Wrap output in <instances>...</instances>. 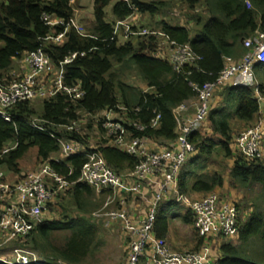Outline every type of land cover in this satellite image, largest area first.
<instances>
[{"label": "trees", "instance_id": "trees-1", "mask_svg": "<svg viewBox=\"0 0 264 264\" xmlns=\"http://www.w3.org/2000/svg\"><path fill=\"white\" fill-rule=\"evenodd\" d=\"M71 1L0 2V43L3 44L0 45V81L13 79L17 74L14 70L15 60L41 46L56 66L74 52L85 53H80L73 62L65 66L67 83H79L85 90L82 99L71 101L59 94L41 102L43 111L40 115H37L32 104L21 102L10 110L12 122L0 117V153L10 143L17 144L3 155L0 168L17 175L22 173L21 160L29 150L36 148L39 163L50 161L64 175L72 170L68 178L77 181L86 161L85 155L70 156L62 164L56 163L52 158L60 151V139L71 138L82 142L80 135L70 131L59 132L55 125L79 119L83 112L95 114L107 108L124 105L131 109L126 125L133 133L149 136L160 142L174 140L177 136L174 109L183 102L195 99L197 94L192 84L203 85L214 81L223 70L227 58L241 59L244 56L245 39L253 36L257 30H264V0H187L191 9L198 3L204 7L203 13L197 10L188 19L196 26L194 33L189 22V25L172 24L165 20L157 23L160 31L179 43H190L194 51L202 57L197 66H186L184 72L177 73L170 62L154 55L159 48L156 36L140 37L136 43L133 40L124 44L110 41L117 20H126L135 12L155 16L167 5L165 1L93 0L95 19L89 31L80 34L73 29L66 42L61 45L46 40V37L55 31H61V28H52L46 24L44 15L49 14L68 21L75 15ZM113 1L116 2L111 12L112 19L108 20L106 8ZM133 67L139 72L148 89L132 87L122 80L127 70ZM255 67L260 75L262 73L264 81V63L256 64ZM261 88L264 89V82H261ZM223 92L226 106H214L210 111V131L200 129L190 136L197 149L199 161L196 162L199 163V168L197 172L188 170L191 158L185 164L178 178V186L183 194L205 195L223 187L226 175L218 171L212 173L207 167L208 159L217 148L225 158L232 160L229 174L230 184L234 188L248 191L255 184L264 186V157L248 158L234 147L237 134L234 132V121L253 123L258 116L259 105L254 90L249 86H227ZM133 108H139V111L135 112ZM155 112L161 115L158 127H150L143 132L136 130L134 122L149 124ZM37 118L50 122L46 125L54 131L57 138L34 127L32 120ZM100 149L109 166L120 174L133 171L138 164L136 157L117 147L102 146ZM96 192L85 183H75L52 205H60L69 197L79 217L70 216L67 207L62 206L65 208L63 221L42 222L24 242L18 244L36 252V249L47 252L50 248L51 254H47L44 259L48 264H59L60 261L64 264H84L98 248L97 226L86 215L98 209L107 197L105 191L101 194L103 199L97 203L94 201L98 194ZM176 203L165 200L159 206L155 220V233L158 237L165 238L168 235V211ZM240 205L242 204L238 203V209ZM246 205L252 213L245 221L244 218L241 221L239 218V234L221 246L219 264H264V196L262 199L254 198ZM183 220L194 223L190 210ZM58 230L70 231L71 236L64 245L54 247L49 240L52 232Z\"/></svg>", "mask_w": 264, "mask_h": 264}, {"label": "built area", "instance_id": "built-area-1", "mask_svg": "<svg viewBox=\"0 0 264 264\" xmlns=\"http://www.w3.org/2000/svg\"><path fill=\"white\" fill-rule=\"evenodd\" d=\"M247 3L251 6L250 2ZM130 17L115 22L111 42L124 44L136 36H156L159 48L154 55L170 62L177 73L184 72L186 66H197L202 59L190 43H179L160 30L137 29L129 21ZM43 18L52 28H61V31H55L45 38L57 45L65 43L73 29L84 34L74 17L66 21L45 14ZM244 47V56L238 60L227 58L223 70L214 81L203 85L192 84L197 94L195 99L183 102L174 109L177 122L174 140L160 142L133 133L126 125L131 109L119 105L95 114L82 113L79 119L55 125L59 132H74L82 138V142L71 138L60 139V151L52 158L62 164L70 156L85 155L86 161L77 181L68 178L72 170L64 175L50 161L28 170L16 181L11 180V172L0 168V248L15 245L11 256H0V263L48 264L36 251L18 243L24 242L39 224L46 221L45 215L50 204L56 202L75 183L82 182L94 188L98 194L108 190L111 194L106 206L118 199L116 209H103L94 213V217L101 219L107 226L120 225L126 242V260L122 264H219V259L207 260L209 254L204 250L173 249L165 238L156 235L155 220L159 206L163 201L171 200L192 212L194 226L200 236L213 235L230 240L238 236L240 226L236 200L222 198L215 191L200 198L183 194L178 186V178L187 161L197 153L190 136L204 127L210 111L216 105V92L220 93L227 86H249L254 90L259 105L258 119L235 136L234 147L248 158L264 157V89L255 77L256 64L264 63V30H257L253 36L245 39ZM80 53L85 55L84 52H74L57 66L42 46L24 53L19 59L22 69L20 74L11 80L0 81V117L12 122L10 110L21 102H42L59 94L71 101L82 99L85 90L79 83H67L65 67ZM133 111L137 112L139 108H133ZM160 121L161 115L155 112L149 124L134 122V127L143 132L147 128L158 127ZM46 123L50 122L39 118L32 120L34 127L57 138ZM93 130L101 133L100 140L90 136ZM16 145L10 143L0 153V160ZM102 146H114L136 157V168L127 174L116 172L105 159L100 149ZM143 187L152 193L151 208L147 212L135 209L137 197L145 198ZM59 264L64 263L60 261Z\"/></svg>", "mask_w": 264, "mask_h": 264}, {"label": "rangeland", "instance_id": "rangeland-1", "mask_svg": "<svg viewBox=\"0 0 264 264\" xmlns=\"http://www.w3.org/2000/svg\"><path fill=\"white\" fill-rule=\"evenodd\" d=\"M2 0H0L1 2ZM151 1V0H147ZM165 1L167 5L160 10L155 16H150L149 14H144V13H139L137 12L134 16L130 17L129 21L131 24L134 25L135 28L137 29H152V30H159V27L157 23H159L162 20H165L167 22H170L172 24H181V25H189L191 24V21H189V17L191 14H196V11L199 10L200 12H204V7L200 3H196L194 6V9H191L190 3L187 0H161ZM72 5H74V10H75V15L74 19L76 20L77 24L83 30V32H86L87 30L92 27L95 15H94V1L93 0H79L71 1ZM116 1L111 2V4L106 8V11L108 13L107 19H112V8L114 6ZM189 5H188V3ZM203 10V11H202ZM208 16V15H207ZM189 22V23H188ZM193 22V21H192ZM192 26V32L194 33L195 31V24L193 23ZM140 39L139 37H134L132 40L136 43L137 40ZM2 46L3 44L0 43ZM120 66H118L119 68ZM14 70L17 72V74H20L22 71L21 69V62L19 59L15 60L14 64ZM259 82H264L263 78L259 76ZM123 81H125L127 84L131 85L132 87H136L139 89H142L145 87V89H148V87L145 85V83L142 81L141 76L139 72L136 70L135 67L132 69L127 70V72L124 74ZM223 89L222 91H224ZM221 91V92H222ZM223 94V92H222ZM216 97H218V91L216 92ZM221 97V94H220ZM220 103L219 107H224L226 106V102L224 99L221 97L218 100ZM224 101V102H223ZM30 104L36 109L37 115L42 114L43 107L41 105L40 100H35L32 101ZM218 107V106H217ZM84 113V112H83ZM239 123L236 122L235 124L233 123L234 127V132L235 134H239L241 131L246 130L247 128L242 129L243 127L238 125ZM95 127V125H93ZM99 130L100 126H97ZM241 129V130H240ZM201 130H204L205 132H209V126H208V121L204 125V127L201 128ZM236 134V135H237ZM92 138L96 140H100L101 138V133L97 130H93L90 135ZM192 161L189 163L188 170L189 171H194L197 172V168H199V163L196 161H199L197 158V153L191 158ZM204 161V160H203ZM39 161L37 158V150L36 148H32L29 150V152L25 155V157L21 160V168H22V175H17L15 173H10L11 180L16 181L20 178L23 177V175L28 171V170H33L39 165ZM232 164V160H228L223 156L220 150L218 148L215 150V153L211 156L210 159L207 161V167L208 171L210 172H215L218 171L220 173H224L227 177V180L230 182V165ZM107 191V197L103 204L93 211L91 214H87L86 216L88 219L93 222L97 226V234H98V239H97V244L98 248L96 249L95 253L88 258L87 262L84 264H122L125 259H126V252H125V237L123 236L121 227L119 224L111 226H107L106 223H104L101 219L97 220L94 217V213L99 212L103 209L105 210H110V209H116L118 207V199H115V201L111 204L106 206V200L108 196L111 194L108 190ZM104 191V192H105ZM102 192V193H104ZM236 192L241 196V200L239 203L240 205L239 208V218L240 221H244L251 215L252 211L248 210L250 207L246 204L254 198L262 199L264 196V186L262 184H255L253 188H251L248 191H245L243 189H236ZM101 193V194H102ZM97 194V192H96ZM101 194H97L94 201L95 202H101L103 199V196ZM192 196V195H191ZM193 197V196H192ZM245 201V202H244ZM244 202V204H243ZM62 206L67 207L68 213L70 216L73 217H79V213L75 209L73 205L70 203L69 197H67L62 204L56 205H50L49 210L47 211L45 218L46 220L50 221H63L65 219V208ZM187 212V208L183 207L181 204H174L169 207L168 215L169 216H180L184 217L185 213ZM178 219V218H177ZM179 223V224H177ZM173 227L176 228H186L185 225L179 221L175 220V223L173 224ZM71 236V232L67 230H58V231H53L50 237V243L54 247H60L66 243L68 238ZM15 245L14 244H9L3 248H0V256L5 257V256H11L13 253ZM37 253L40 255L41 259H46L47 254H51V250L49 248V251L43 252L40 249H36ZM181 250V249H180ZM192 250V249H191ZM196 250V249H195Z\"/></svg>", "mask_w": 264, "mask_h": 264}, {"label": "crops", "instance_id": "crops-1", "mask_svg": "<svg viewBox=\"0 0 264 264\" xmlns=\"http://www.w3.org/2000/svg\"><path fill=\"white\" fill-rule=\"evenodd\" d=\"M261 75H262V73H261ZM261 75H260V72L258 71V68L255 67V77L257 78L258 81H259L258 78ZM222 92L218 93V97L216 98V105L215 106H218V104L220 103L218 100L221 97L224 99V94H222ZM220 94H221V97H220ZM257 119H258V116L255 119V121H253V123H247V122L235 120L234 124L236 122H238L239 123L238 125L241 124V126L243 127L242 129H244V128H248L249 126L253 125ZM192 178L195 179L194 176H192ZM214 191L219 193L222 198L234 199L238 203L241 200V196H239V194L236 192V188H234L230 184V182L227 180V177H225V184L223 185V187H218ZM143 192H144L145 198L137 197L135 209L137 208V211L139 210L142 212H147L151 208L150 198L152 196V193L146 187H143ZM191 195L194 198H200L203 196V194H200V193H192ZM127 196H131V195H127ZM129 199H132V197H130ZM186 213H185V215H186ZM168 217H169V233L165 237V239L167 240V242L169 243V245L173 249H175V250H180V249L181 250H191V249L204 250L206 254H209V256L207 255V257H206L207 260H210L209 258H211L212 260L214 259V261H218V259L221 258V256H222L221 246L225 242L230 241L229 239L219 238L218 236H213V235H210L207 237L200 236L199 233L197 232L195 226H194V223L193 224L186 223L183 220L184 217L169 216V215H168ZM175 220L181 221L185 225L186 228L180 227V228L175 229L173 227ZM177 224H179V223H177Z\"/></svg>", "mask_w": 264, "mask_h": 264}]
</instances>
